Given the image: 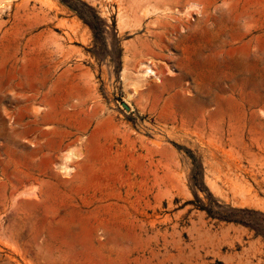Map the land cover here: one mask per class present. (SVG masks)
<instances>
[{"label": "rangeland", "instance_id": "rangeland-1", "mask_svg": "<svg viewBox=\"0 0 264 264\" xmlns=\"http://www.w3.org/2000/svg\"><path fill=\"white\" fill-rule=\"evenodd\" d=\"M263 216L264 0H0V264H264Z\"/></svg>", "mask_w": 264, "mask_h": 264}, {"label": "trees", "instance_id": "trees-1", "mask_svg": "<svg viewBox=\"0 0 264 264\" xmlns=\"http://www.w3.org/2000/svg\"><path fill=\"white\" fill-rule=\"evenodd\" d=\"M81 5L84 8L83 11H80L77 8H73V9L75 10V12L79 16V18L91 28V30L93 31L94 35L98 36L100 31H101V29H102V27H101L102 23H101L100 19L94 14V12L91 9V7H89L85 3H81ZM232 212L245 214V216L241 217V218H238V219H235L233 217H225V220L237 221V222H241V223H243L245 225L253 226V223H251L252 221H250L247 217H250L252 214H256V212L247 211V210H244V209H233ZM263 218H264V216H263Z\"/></svg>", "mask_w": 264, "mask_h": 264}, {"label": "bare ground", "instance_id": "bare-ground-1", "mask_svg": "<svg viewBox=\"0 0 264 264\" xmlns=\"http://www.w3.org/2000/svg\"><path fill=\"white\" fill-rule=\"evenodd\" d=\"M171 1H173L174 3H177L178 4V2H179V0H171ZM160 3V2H159ZM156 5V4H155ZM172 5V4H171ZM174 5H176V4H174ZM157 6V5H156ZM165 6V5H164ZM174 9V8H173ZM163 15V14H162ZM170 17V16H169ZM163 22V21H162ZM165 23V22H164ZM159 25H162V24H160L159 23ZM164 26V25H163ZM165 28L167 29V25L165 26ZM155 33H157L158 34V32H155ZM155 35V34H154ZM159 35V34H158ZM159 37V36H158ZM157 37V38H158ZM160 38V37H159ZM143 45V44H142ZM161 46V45H160ZM155 47V46H154ZM158 47V46H157ZM140 48V47H139ZM143 48V47H142ZM159 48V47H158ZM144 49V48H143ZM150 49V48H149ZM146 50V49H145ZM145 50H143V52H145ZM144 54V53H143ZM150 54V53H149ZM139 62H141V61H139ZM142 62H144V61H142ZM148 71H149V68H146L145 69V71H144V74L145 73H148ZM151 72V71H150ZM38 96V95H37Z\"/></svg>", "mask_w": 264, "mask_h": 264}]
</instances>
